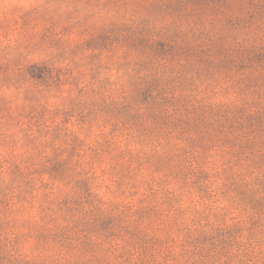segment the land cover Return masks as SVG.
Instances as JSON below:
<instances>
[{"label": "rangeland", "instance_id": "rangeland-1", "mask_svg": "<svg viewBox=\"0 0 264 264\" xmlns=\"http://www.w3.org/2000/svg\"><path fill=\"white\" fill-rule=\"evenodd\" d=\"M0 263L264 264V0H0Z\"/></svg>", "mask_w": 264, "mask_h": 264}, {"label": "trees", "instance_id": "trees-1", "mask_svg": "<svg viewBox=\"0 0 264 264\" xmlns=\"http://www.w3.org/2000/svg\"><path fill=\"white\" fill-rule=\"evenodd\" d=\"M0 264H2V263H0Z\"/></svg>", "mask_w": 264, "mask_h": 264}]
</instances>
